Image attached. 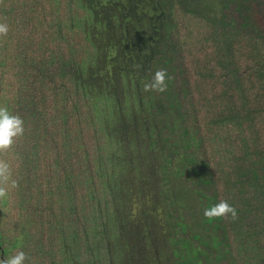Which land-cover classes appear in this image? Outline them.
<instances>
[{
  "label": "trees",
  "instance_id": "obj_1",
  "mask_svg": "<svg viewBox=\"0 0 264 264\" xmlns=\"http://www.w3.org/2000/svg\"><path fill=\"white\" fill-rule=\"evenodd\" d=\"M0 23L25 128L0 260L264 264V0H0ZM221 200L236 219L204 216Z\"/></svg>",
  "mask_w": 264,
  "mask_h": 264
},
{
  "label": "clouds",
  "instance_id": "obj_2",
  "mask_svg": "<svg viewBox=\"0 0 264 264\" xmlns=\"http://www.w3.org/2000/svg\"><path fill=\"white\" fill-rule=\"evenodd\" d=\"M9 25L0 23V37L7 36ZM172 77L169 76L166 69H159L155 72L151 81L142 86L144 92L164 93L167 91V81ZM24 120L19 115L9 112L7 107L0 106V153L9 151L16 138L24 135ZM18 187V182L12 178V171L6 160L0 159V200L9 195L10 190ZM229 215L233 219L237 218L236 208L226 200L212 205L204 210V216L209 220L216 218H227ZM28 259L24 251H18L15 255L0 260V264H25Z\"/></svg>",
  "mask_w": 264,
  "mask_h": 264
}]
</instances>
